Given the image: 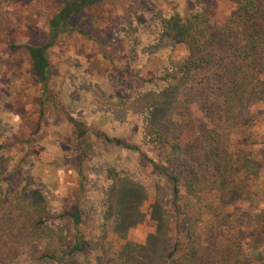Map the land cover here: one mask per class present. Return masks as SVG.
<instances>
[{"label": "rangeland", "instance_id": "obj_1", "mask_svg": "<svg viewBox=\"0 0 264 264\" xmlns=\"http://www.w3.org/2000/svg\"><path fill=\"white\" fill-rule=\"evenodd\" d=\"M171 2L182 15L193 8L204 12L217 30L212 39L220 41V49L235 38L236 31L226 28L236 14L234 0H101L76 16L75 28L65 27L54 38L50 20L61 0H0V158L12 160L9 172L17 168V187L28 175V189H38L47 201L55 219L49 237L56 245L72 246L80 234L85 254H76L71 264H96L101 249L115 258L127 242L145 245L152 237L150 243L157 244V233L174 236L167 178L137 151L106 144L102 136L137 145L148 159L167 166L172 152L196 137L198 125L211 128L220 121V100L206 89L203 71L183 72L196 50L168 41L158 46L157 10L168 16ZM14 44L49 46L44 91L32 78L28 55ZM258 80L259 100L252 102V111L260 122L233 134L230 145L261 165L248 184L264 200V66ZM181 122L186 126L180 142L171 148L143 143L145 127L157 125L168 133ZM108 169L117 172L120 183ZM114 185L116 191L121 185L135 190L139 198L121 221L124 237L115 230L116 215L125 208L109 196ZM199 198L204 210L197 230L208 245L217 195L206 192ZM75 209L82 221L73 229L69 218ZM252 230L239 234L242 250ZM236 240L228 247L237 246ZM44 248L43 242L30 244L12 264H46L34 262ZM260 251L264 257V240Z\"/></svg>", "mask_w": 264, "mask_h": 264}, {"label": "trees", "instance_id": "obj_2", "mask_svg": "<svg viewBox=\"0 0 264 264\" xmlns=\"http://www.w3.org/2000/svg\"><path fill=\"white\" fill-rule=\"evenodd\" d=\"M100 1L61 0L60 8L50 20L52 37L65 27L75 28L76 16ZM234 1L236 14L226 28L229 33L236 31L235 38L225 42L222 49L220 41L212 39L216 28L201 10L193 8L182 15L173 2L168 16L157 10L158 46L168 41L196 50L195 56L184 63L183 72L203 71L206 89L213 98L220 100V121L211 128L205 124L198 125L196 137L182 144L181 149L177 147L165 160L167 166L148 159L137 145L102 136L106 144L137 151L167 178L173 214L171 220L175 222L171 224L173 238L157 233V244L150 243L152 237L145 245L127 242L115 258L101 249L96 264H264L260 251L264 240V200L258 198V193L248 184L258 177L261 165L251 162L247 155L233 152L230 145L233 134L247 132L260 122V116L252 111V102L259 100L256 84L260 83L259 69L264 66V0ZM13 46L26 52L32 78L44 91L48 80L49 46ZM42 104L43 100L39 103L40 108ZM185 126L182 122L176 123L168 133L158 129L157 125L147 126L142 141L145 145L171 148L175 142H180L181 130ZM3 139L0 128V148ZM11 161L6 155L0 158V264H12L30 244L38 242L45 243V248L34 262L71 264L76 254H85L86 245L80 234L77 233L72 246L62 249L51 240L50 223L55 219L47 201L38 189H28L32 182L28 175H24V186L19 188L13 183L14 172L18 170L8 171ZM108 176L116 182L121 181L113 169H108ZM116 188L114 185L109 196L111 199L117 197L125 208L117 213L119 220L115 224L117 234L124 237L126 229L121 230V221L139 198L129 187L121 185L118 191ZM206 192L217 195V206L211 220L212 240L208 245L201 242L197 230L204 210L199 195ZM241 206L244 210L240 209ZM78 213L75 209L69 218L73 229L82 221ZM251 227L252 234L242 250L239 234L243 228ZM233 238L237 239L238 245L232 243L228 247ZM65 257H69V262H64Z\"/></svg>", "mask_w": 264, "mask_h": 264}]
</instances>
